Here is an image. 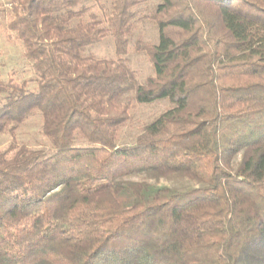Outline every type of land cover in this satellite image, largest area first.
<instances>
[{"label": "trees", "instance_id": "16d2710c", "mask_svg": "<svg viewBox=\"0 0 264 264\" xmlns=\"http://www.w3.org/2000/svg\"><path fill=\"white\" fill-rule=\"evenodd\" d=\"M8 15L34 87L0 79V139L38 118L48 145L0 149V264H264V0H9ZM143 22L157 40L134 44L154 69L139 82ZM109 37L114 57L90 52ZM177 178L194 186L157 183Z\"/></svg>", "mask_w": 264, "mask_h": 264}, {"label": "rangeland", "instance_id": "374dc122", "mask_svg": "<svg viewBox=\"0 0 264 264\" xmlns=\"http://www.w3.org/2000/svg\"><path fill=\"white\" fill-rule=\"evenodd\" d=\"M8 10L9 0H0V79L3 81L13 79L19 83L26 81L29 89H32L34 83L31 80L34 79V72L31 64L23 57V45L15 40L13 36H8L9 34L6 31L9 21ZM156 38L157 32L153 23L143 22L138 24L127 58L132 69L137 73L139 82H144L145 79L152 76L154 69L147 55L136 51L134 44L139 40L155 43ZM90 52L99 59L114 57L115 45L113 39L110 37L104 39L93 46ZM163 108L164 106L158 103L138 106L132 113L133 117L130 125L124 130L126 138L130 139L132 134L139 133L143 125L157 117L163 111ZM13 140L20 145L24 144L32 148H41L48 145L47 140L41 134V122L38 118L29 121L15 138L11 136L2 137L0 139V149L7 148ZM138 180H148L156 183L153 179L143 176L138 177ZM157 183L180 190L194 186L193 183L178 178L170 181L160 180Z\"/></svg>", "mask_w": 264, "mask_h": 264}]
</instances>
